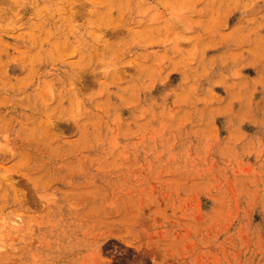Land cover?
I'll list each match as a JSON object with an SVG mask.
<instances>
[{"label":"rangeland","instance_id":"rangeland-1","mask_svg":"<svg viewBox=\"0 0 264 264\" xmlns=\"http://www.w3.org/2000/svg\"><path fill=\"white\" fill-rule=\"evenodd\" d=\"M0 264H264V0H0Z\"/></svg>","mask_w":264,"mask_h":264}]
</instances>
